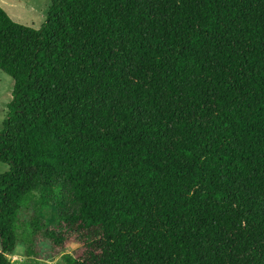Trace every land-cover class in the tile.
<instances>
[{
	"label": "trees",
	"instance_id": "16d2710c",
	"mask_svg": "<svg viewBox=\"0 0 264 264\" xmlns=\"http://www.w3.org/2000/svg\"><path fill=\"white\" fill-rule=\"evenodd\" d=\"M0 264L39 194L67 264H264V0L0 6Z\"/></svg>",
	"mask_w": 264,
	"mask_h": 264
},
{
	"label": "rangeland",
	"instance_id": "374dc122",
	"mask_svg": "<svg viewBox=\"0 0 264 264\" xmlns=\"http://www.w3.org/2000/svg\"><path fill=\"white\" fill-rule=\"evenodd\" d=\"M52 0H0L11 18L19 23L39 28L45 21ZM14 79L0 69V128L7 114V104L12 99ZM0 161V173L8 170ZM57 211L43 203L39 194L30 197L19 211L16 225L18 243L14 253L7 256L17 264H67L65 254L73 255L78 244L69 243L62 250L54 248L45 234V226L54 227Z\"/></svg>",
	"mask_w": 264,
	"mask_h": 264
}]
</instances>
